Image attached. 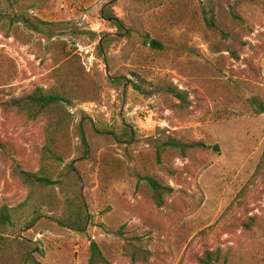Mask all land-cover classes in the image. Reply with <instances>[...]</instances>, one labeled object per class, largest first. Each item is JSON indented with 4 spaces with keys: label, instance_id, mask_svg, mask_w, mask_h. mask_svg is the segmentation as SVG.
I'll return each mask as SVG.
<instances>
[{
    "label": "rangeland",
    "instance_id": "obj_1",
    "mask_svg": "<svg viewBox=\"0 0 264 264\" xmlns=\"http://www.w3.org/2000/svg\"><path fill=\"white\" fill-rule=\"evenodd\" d=\"M0 13L59 25L47 41L24 30L15 38L0 23V103L54 84L52 42L71 52L89 93L75 94L70 125L55 137L45 118L0 108L10 149L0 154V207L12 209L5 264H88L91 241L109 264H197L217 249L264 264V114L246 102L264 104L261 0H0ZM168 85L185 92L183 107ZM168 136L218 153H173L158 165ZM13 163L54 185L30 198ZM144 177L173 189L162 207ZM74 195L83 231L60 224Z\"/></svg>",
    "mask_w": 264,
    "mask_h": 264
},
{
    "label": "trees",
    "instance_id": "obj_2",
    "mask_svg": "<svg viewBox=\"0 0 264 264\" xmlns=\"http://www.w3.org/2000/svg\"><path fill=\"white\" fill-rule=\"evenodd\" d=\"M261 5L264 12V0H261ZM110 19V23L120 29V24L115 22V20L113 21L112 17ZM235 19L241 22V18L235 16ZM0 23L4 24L7 27V31L10 32L9 34L15 38H19L20 31L24 30L41 35L47 41L54 38L55 28L59 26L56 23L40 21L28 13H0ZM7 34L8 33L5 35L8 36ZM92 36L95 38L96 34L92 33ZM105 36L106 34L102 35L103 44L109 40V38ZM146 44L152 49H162V45L153 40ZM55 47L56 42H52L48 45L54 62V68L52 70L54 84L48 89L37 87L25 96L18 98L11 97L0 103L2 111H16L28 120L34 121L45 118L50 127L48 131L52 133L54 137L62 134V131L70 125L71 115L68 108L72 106L75 100V94H89L86 90H83V85L81 83L85 78L78 69L77 61L71 55V52H56ZM97 49L99 54H102L101 45H98ZM114 82H118V80H114ZM166 92L170 94L174 100L179 102L181 107L186 104L187 96L185 92L178 90L177 87L168 85ZM246 102L250 108L249 112L251 115L259 116L264 114V104L259 98L251 97L247 99ZM125 131V136L129 138L130 134L126 129ZM190 151H211L213 153H218V147L216 145L208 146L202 142L181 141L168 136L157 146L155 161L158 165H162L163 160H167L170 154L174 153L179 157H185ZM9 152L10 149L8 148V144L2 142L0 139V154L3 160H5V158H10ZM59 161H61V159H59ZM12 171L19 177L22 184L29 189L28 196H30V198H32V196L34 198L35 196L42 195L43 192L54 185L55 182L43 171L35 173L23 171L15 163L12 165ZM143 180L145 181V193L149 195L157 208L162 207L165 203V198L173 193V189L168 185H163L154 177H144ZM65 204L66 210L63 218L60 220V224L72 226L78 231H83L87 224V215L84 212L80 197L74 195L72 198L66 199ZM252 221H254V218H252ZM248 224L249 223L244 224V229H248ZM11 225L12 209L7 206L0 207V264H5V262L8 261V249H10V246L6 242L5 235ZM89 251L90 256L88 264H109L95 242H90ZM240 259L241 258L236 257L230 249L226 251L217 249L214 251H205L198 259L197 264H239ZM25 260L29 262V252ZM30 264L37 263L31 258Z\"/></svg>",
    "mask_w": 264,
    "mask_h": 264
}]
</instances>
